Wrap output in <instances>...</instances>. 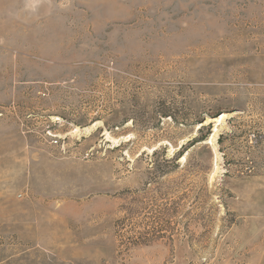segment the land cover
Returning <instances> with one entry per match:
<instances>
[{
  "label": "rangeland",
  "instance_id": "obj_1",
  "mask_svg": "<svg viewBox=\"0 0 264 264\" xmlns=\"http://www.w3.org/2000/svg\"><path fill=\"white\" fill-rule=\"evenodd\" d=\"M0 264H264V0H0Z\"/></svg>",
  "mask_w": 264,
  "mask_h": 264
},
{
  "label": "bare ground",
  "instance_id": "obj_2",
  "mask_svg": "<svg viewBox=\"0 0 264 264\" xmlns=\"http://www.w3.org/2000/svg\"><path fill=\"white\" fill-rule=\"evenodd\" d=\"M229 115H230V114H228L226 111H224V112L221 113V116H220L219 118H215V121L217 122V121H219V120H221V119H223V118H227V117H229ZM217 116H218V115H217ZM217 116H216V117H217ZM210 121H211V120H210ZM74 132H75V133L78 132V129H77V128L74 129V130H73V133H74ZM112 140H113V139H112ZM115 142H116V141H115Z\"/></svg>",
  "mask_w": 264,
  "mask_h": 264
},
{
  "label": "built area",
  "instance_id": "obj_3",
  "mask_svg": "<svg viewBox=\"0 0 264 264\" xmlns=\"http://www.w3.org/2000/svg\"><path fill=\"white\" fill-rule=\"evenodd\" d=\"M55 144H57V141L55 140V142H54Z\"/></svg>",
  "mask_w": 264,
  "mask_h": 264
},
{
  "label": "trees",
  "instance_id": "obj_4",
  "mask_svg": "<svg viewBox=\"0 0 264 264\" xmlns=\"http://www.w3.org/2000/svg\"><path fill=\"white\" fill-rule=\"evenodd\" d=\"M166 161L170 162V160H166Z\"/></svg>",
  "mask_w": 264,
  "mask_h": 264
}]
</instances>
